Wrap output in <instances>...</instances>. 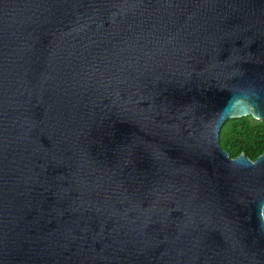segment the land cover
<instances>
[{
    "label": "water",
    "instance_id": "water-1",
    "mask_svg": "<svg viewBox=\"0 0 264 264\" xmlns=\"http://www.w3.org/2000/svg\"><path fill=\"white\" fill-rule=\"evenodd\" d=\"M264 0H0V264H264Z\"/></svg>",
    "mask_w": 264,
    "mask_h": 264
},
{
    "label": "trees",
    "instance_id": "trees-1",
    "mask_svg": "<svg viewBox=\"0 0 264 264\" xmlns=\"http://www.w3.org/2000/svg\"><path fill=\"white\" fill-rule=\"evenodd\" d=\"M220 144L231 156L244 152L256 158L264 151V120L250 115L226 119L220 130Z\"/></svg>",
    "mask_w": 264,
    "mask_h": 264
}]
</instances>
